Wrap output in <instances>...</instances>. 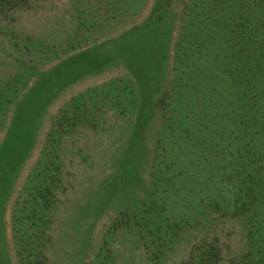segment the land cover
<instances>
[{
    "label": "rangeland",
    "instance_id": "obj_1",
    "mask_svg": "<svg viewBox=\"0 0 264 264\" xmlns=\"http://www.w3.org/2000/svg\"><path fill=\"white\" fill-rule=\"evenodd\" d=\"M164 1L0 0V264H23L25 244L45 246L43 264H264V208L252 237L244 216L172 225L154 195L162 124L208 142L219 117L191 103L189 0ZM96 45V67L49 80Z\"/></svg>",
    "mask_w": 264,
    "mask_h": 264
},
{
    "label": "trees",
    "instance_id": "obj_2",
    "mask_svg": "<svg viewBox=\"0 0 264 264\" xmlns=\"http://www.w3.org/2000/svg\"><path fill=\"white\" fill-rule=\"evenodd\" d=\"M163 17L159 13L156 20ZM184 20L186 26L196 28L182 32L177 48L194 55L199 52L198 63L193 61L185 75L192 88H199L194 90L199 93L191 101L193 109L202 110L206 104L216 112L211 117H219L212 122L215 132L209 133L208 142L206 131H184L187 120L173 118L162 124L154 153L155 159L164 154V162L154 179L165 170L169 174L163 184L156 183L154 195L171 204L172 225L197 221L205 225L214 215L244 216L254 237L255 217L264 208V0H189ZM186 36L193 38L189 48L182 45ZM98 46L63 62L52 70L49 80L96 67L100 57L104 59ZM183 60L174 63L176 81L179 69L186 66ZM227 112L232 116L227 117ZM196 150L200 153L194 162L188 154ZM35 234L34 242L39 238ZM42 249L25 244L19 252L21 262L41 264Z\"/></svg>",
    "mask_w": 264,
    "mask_h": 264
}]
</instances>
